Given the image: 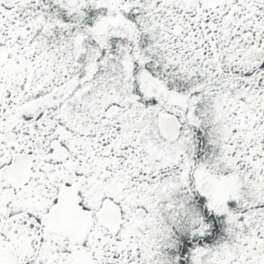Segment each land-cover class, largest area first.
Wrapping results in <instances>:
<instances>
[{
	"label": "snow or ice",
	"instance_id": "obj_1",
	"mask_svg": "<svg viewBox=\"0 0 264 264\" xmlns=\"http://www.w3.org/2000/svg\"><path fill=\"white\" fill-rule=\"evenodd\" d=\"M0 264H264V0H0Z\"/></svg>",
	"mask_w": 264,
	"mask_h": 264
}]
</instances>
